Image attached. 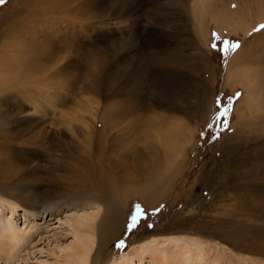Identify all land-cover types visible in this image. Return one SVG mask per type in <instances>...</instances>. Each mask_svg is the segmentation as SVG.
Returning <instances> with one entry per match:
<instances>
[{
	"label": "rangeland",
	"instance_id": "rangeland-1",
	"mask_svg": "<svg viewBox=\"0 0 264 264\" xmlns=\"http://www.w3.org/2000/svg\"><path fill=\"white\" fill-rule=\"evenodd\" d=\"M198 4H0V185L19 195L13 214L0 199V217L13 218L27 235L9 257L2 253L0 264H54L74 239L70 218L78 208L65 201L86 190L84 183L101 187L108 177L117 189L139 185L138 194L124 201L119 228L108 243L115 256L151 233L168 235L192 225L207 229L200 238L224 247L222 257L232 254V264H264V124L255 120L247 133L238 132L245 81L264 70V0H207L208 14L197 17ZM219 12L239 23L219 30ZM29 40L31 48L20 51V41ZM223 41L240 47L224 56ZM249 42L253 63L245 50L239 52ZM16 55L31 64L24 78L12 61ZM176 95L184 96L192 113L169 136L163 131L175 125L156 121L154 113L178 116L162 102ZM230 99L229 113L219 116ZM248 113L246 120L252 119ZM170 143L181 151L179 157H171ZM82 166L90 171L87 179L79 175ZM237 193L247 198L245 208ZM146 194L155 197L152 204L144 201ZM48 195L59 207L41 205ZM136 205L143 214L129 228ZM220 232L225 236H212Z\"/></svg>",
	"mask_w": 264,
	"mask_h": 264
},
{
	"label": "bare ground",
	"instance_id": "bare-ground-1",
	"mask_svg": "<svg viewBox=\"0 0 264 264\" xmlns=\"http://www.w3.org/2000/svg\"><path fill=\"white\" fill-rule=\"evenodd\" d=\"M205 1L207 2V0H198L199 4L195 8V14L197 15V17L203 15L205 11L207 13L208 10L204 8L205 6L204 3L206 4ZM214 11L215 10H212V12ZM219 13H217L218 14L217 17L219 16L220 20L216 19V22L218 24L217 27L219 30H221V26L223 24L229 25L230 27L233 25L236 26L239 23L237 22L238 20L237 21L234 20L235 18L234 19L229 18L230 22L234 23L236 21L235 22L236 24L231 23L232 24L231 25L229 20L222 18L223 14L221 15V13L220 14ZM229 16L233 18L234 14L231 13V15ZM199 23H202L201 19L199 20ZM245 30H247V28ZM22 36L23 34H21L20 37L22 38ZM29 38L31 39V37ZM29 41L27 43H23L20 41L19 43L20 51H22L21 46L25 48L28 47L31 48L32 46L31 41L30 42ZM253 48L254 47L252 42H249L243 44V46H241V48L239 49V52L245 50L246 54L250 55L249 57L251 58L250 59L251 63H253V59H255V57H253L254 53H252ZM26 60L27 59H25L23 56H19V55L15 56V60H12L14 61L15 65H18V68L20 69L18 76L21 73H23V78H24V74L26 73V70L32 69L31 64H29V61ZM263 60L264 58L261 59V65L264 63ZM10 63L11 62H6L5 66L7 65V67L9 68ZM256 73L257 75L255 74L252 79L248 77L250 79L249 80L246 79L245 81L246 97L242 102L243 106L239 108L241 122L238 128V132L239 134L241 133L242 135L247 133L248 126L250 127L255 126V120L257 123L264 124V112H263L264 103L260 101L261 93L259 95V92L261 91L260 88L264 90V70L261 69V71L259 72L257 71ZM167 97L168 98L166 99L163 97L164 100H162V102L165 101L163 102V106L165 104L167 110L174 112L176 111L180 114L178 116L177 115L171 116L172 114L165 116L162 113L161 114L158 113L155 116L154 113V117L156 118L155 119L156 121L158 119L165 122L172 121V123L175 126H171L170 124H167L170 126H168V128L164 130L163 133H166L169 136H173L178 132V130L182 126L185 125L186 122L184 121L185 120L184 117H186L188 114L192 112L190 109H188L189 107L187 101L185 103L186 99L183 101L182 97L184 96L180 97L179 95H176L175 99L174 97H170V96ZM179 97L182 98V101ZM254 107L257 110H255ZM248 109L252 119L249 118L248 120H246V116H247L246 113ZM164 114H166V112ZM151 119H153V117ZM178 142L180 143L181 140L179 141V139L177 138L176 144ZM183 142L184 140L182 139V143ZM170 146L171 148H174V146L172 147L171 143ZM173 153L175 154V156H171L172 158L173 157L176 158L177 156L179 157L181 155V151L178 150V148L177 150L174 148ZM146 165L147 164L145 163V166ZM81 173L86 177V179L90 175V171H88L87 168L83 166L79 171L80 176ZM110 178L111 177L104 178L103 180L104 188L102 185L100 187L96 185L94 182H91L89 186L84 183L83 186L86 190H82L80 194L77 195L73 194L72 197L69 196L70 198H68L66 201L64 200L65 202H68L67 204L71 202L72 203L71 205L74 206V208H78V210L71 213V218H70V221L72 222L73 225L74 239L71 243L69 242V244L64 246L63 255L61 256V258L57 259L54 264H97V263L98 264L101 263L134 264L135 262H138V264H144L147 257H148L147 264H222L223 262H225V264H232L231 258H234L232 254H229V256H227V260L223 259L222 257V254L227 255L226 249L224 247L219 245V243H216L215 240H212V243H209L203 238H200L202 236L199 235L206 233L207 229L204 228L196 231L195 229L192 228L194 227L192 225L190 230H188L189 227L186 225L185 227H183V230L179 229L180 231L178 233H173L168 230V232L170 233L168 235H153V233H151V235L144 236L142 240H139L140 242H144V243L137 244L138 241L131 243L127 250L115 256L112 253V251H109L108 243L111 240V238L115 235L116 230L119 228L121 213H122L121 210L124 201L133 194L134 195L135 193L138 194L139 185L137 187H134L137 184L134 186L132 185L129 186L128 185L129 183L128 184L125 183L124 185L118 187L119 189L118 190L114 186V184L117 186L118 184L115 183L114 180L111 181L113 178L109 180ZM81 180L83 181L82 177ZM230 184L232 185V183ZM97 187H99V189H97ZM236 195L238 202H241V205L245 208L244 199L247 198L245 196L242 197L240 193H237ZM53 196L52 195H48L47 197L45 196V198L42 199L41 205L44 206L45 203H49L48 208L53 209L54 207L56 208L59 207L57 199H55V197ZM17 198H19V195L17 194L16 191L13 190V188L0 185V199H3V201L8 204V208L12 214L15 211H17V208L19 207L18 205L19 203H17L18 200ZM23 198L26 197L23 196ZM154 198L155 197H153L150 194H146L143 197L144 201L146 199L147 200L146 202H148L149 204H152ZM163 198L164 197H160L159 201H162ZM61 202H63V200ZM246 210L247 209L243 211ZM32 211H34V209H32ZM246 213L247 212H244L243 214ZM3 222L4 225L2 226ZM0 225L2 226V228H0V258H2L3 252H5V254L8 255L9 257V255L19 247L20 243L26 239L27 235L25 231H22L17 227L16 222L13 218H8L6 216L5 218L2 219L0 217ZM196 227L198 228L199 225ZM189 233H195V234H189ZM109 234L110 236L108 237ZM212 236L222 237L225 236V234L220 232L217 234H212ZM253 249L256 252L261 251V249L260 250L256 248ZM253 249H248V251L250 250L253 251ZM234 264H238V262L234 261Z\"/></svg>",
	"mask_w": 264,
	"mask_h": 264
},
{
	"label": "snow or ice",
	"instance_id": "snow-or-ice-1",
	"mask_svg": "<svg viewBox=\"0 0 264 264\" xmlns=\"http://www.w3.org/2000/svg\"><path fill=\"white\" fill-rule=\"evenodd\" d=\"M5 3V0H0V4H4ZM261 28H264V25H261L260 26ZM214 38L215 39H219V36L214 34ZM213 48H216L217 45L214 43L212 45ZM240 47L239 43L238 42H231V41H223V55L224 56H227L229 52H232L236 49H238ZM237 96H239V93L237 94ZM231 99L229 100L228 102V106L225 107L220 113H219V116H227V114L229 113L230 111V108H231ZM211 124L209 125V127L211 128ZM142 209L140 208L139 205H136L135 207V214L131 217V223L129 225V228H132L136 225L137 223V219L138 217H140L142 215ZM122 244V242H121Z\"/></svg>",
	"mask_w": 264,
	"mask_h": 264
}]
</instances>
